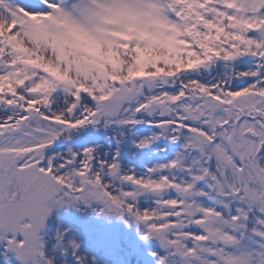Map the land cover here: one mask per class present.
Returning a JSON list of instances; mask_svg holds the SVG:
<instances>
[{
  "label": "snow or ice",
  "instance_id": "obj_1",
  "mask_svg": "<svg viewBox=\"0 0 264 264\" xmlns=\"http://www.w3.org/2000/svg\"><path fill=\"white\" fill-rule=\"evenodd\" d=\"M62 210L264 264V0H0V264H109Z\"/></svg>",
  "mask_w": 264,
  "mask_h": 264
},
{
  "label": "rangeland",
  "instance_id": "obj_2",
  "mask_svg": "<svg viewBox=\"0 0 264 264\" xmlns=\"http://www.w3.org/2000/svg\"><path fill=\"white\" fill-rule=\"evenodd\" d=\"M86 135H88L89 138L99 137L97 136V134L91 132ZM86 214L87 213L62 210L60 213V222L65 226L69 224L73 225L75 229L80 230L83 235L85 244H87V242H93V245H95L94 243H97L98 245L110 243L111 247H114L113 250L116 246H122V244L119 243L123 239L122 233L121 231H119V229L122 227V223L116 221L108 222L103 218L95 217L92 220V226H89L92 217L88 221ZM56 217V214L53 213L50 223L55 224L57 222ZM75 223H78V225H75ZM97 234H99L100 236L97 237ZM128 235H130V240L132 242L131 249H128V251L136 255L138 254L137 259H129L132 264H150V260L144 251L143 244L138 241L132 231H129ZM124 239L127 240L126 237Z\"/></svg>",
  "mask_w": 264,
  "mask_h": 264
},
{
  "label": "trees",
  "instance_id": "obj_3",
  "mask_svg": "<svg viewBox=\"0 0 264 264\" xmlns=\"http://www.w3.org/2000/svg\"><path fill=\"white\" fill-rule=\"evenodd\" d=\"M109 260V264H131V262H129V259L126 257L125 260H122V259H111V258H108Z\"/></svg>",
  "mask_w": 264,
  "mask_h": 264
}]
</instances>
